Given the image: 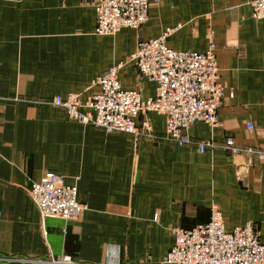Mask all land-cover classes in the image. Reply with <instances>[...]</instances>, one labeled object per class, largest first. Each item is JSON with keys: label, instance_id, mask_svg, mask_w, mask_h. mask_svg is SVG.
I'll list each match as a JSON object with an SVG mask.
<instances>
[{"label": "crops", "instance_id": "0c3cea01", "mask_svg": "<svg viewBox=\"0 0 264 264\" xmlns=\"http://www.w3.org/2000/svg\"><path fill=\"white\" fill-rule=\"evenodd\" d=\"M254 1L151 0L140 29L101 36L96 0H0V264L63 257L74 264H168L172 230L208 222L214 206L227 231L251 222L264 244V161L200 154L145 134H107L63 109L34 104L56 96L86 100L93 82L119 63L122 87L153 98L155 84L130 58L139 40L173 30L168 46L175 51L215 46L227 88L220 125L196 122L186 134L264 150V22L252 17ZM143 121L164 135V116ZM48 173L77 188L86 208L78 220L42 222L29 189Z\"/></svg>", "mask_w": 264, "mask_h": 264}, {"label": "built area", "instance_id": "2783aa9c", "mask_svg": "<svg viewBox=\"0 0 264 264\" xmlns=\"http://www.w3.org/2000/svg\"><path fill=\"white\" fill-rule=\"evenodd\" d=\"M150 1L96 0V34L115 36L123 29H140L148 21ZM251 9L253 19L264 22V0L252 2ZM172 32L166 30L155 39L139 40L130 58L139 75L155 84L153 98L144 99L138 92L122 87L119 75L123 64L119 63L93 82L95 92L86 100L81 95H69L34 104L63 109L71 120L100 128L107 134H145L179 147L196 146L200 154L224 151L235 157L248 155L264 161V150L238 146L232 138L218 145L213 141L196 142L186 134L196 122L211 128L220 125L219 110L227 88L220 80L215 46L211 44L204 53L178 52L168 46ZM150 113L165 117L163 136H155L147 122L138 124L141 116ZM29 195L42 222L49 218L78 220L86 209L78 201L77 188L65 184L55 173L33 182ZM172 234L174 245L166 256L168 264H264V244L258 228L250 222L227 231L219 206L212 208L208 222L193 229L174 228ZM47 264L74 263L63 257Z\"/></svg>", "mask_w": 264, "mask_h": 264}]
</instances>
